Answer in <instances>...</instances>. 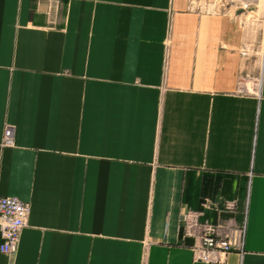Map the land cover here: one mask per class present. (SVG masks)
Returning a JSON list of instances; mask_svg holds the SVG:
<instances>
[{
  "label": "crops",
  "instance_id": "0c3cea01",
  "mask_svg": "<svg viewBox=\"0 0 264 264\" xmlns=\"http://www.w3.org/2000/svg\"><path fill=\"white\" fill-rule=\"evenodd\" d=\"M251 36L194 0H0V195L31 204L0 264H214L183 230L206 199L203 221L245 222L227 264H264V40L258 89L240 91Z\"/></svg>",
  "mask_w": 264,
  "mask_h": 264
},
{
  "label": "built area",
  "instance_id": "2783aa9c",
  "mask_svg": "<svg viewBox=\"0 0 264 264\" xmlns=\"http://www.w3.org/2000/svg\"><path fill=\"white\" fill-rule=\"evenodd\" d=\"M247 8L245 6H241ZM244 47L242 55H246ZM259 84V83H258ZM255 83L251 89L241 81L240 91L255 93L258 85ZM3 146L14 145V130L6 126L2 138ZM217 204L206 199L202 210L187 209L182 214L184 235L199 240L193 246L195 260L214 264H227V255L232 250L242 251L245 241V222L239 225L222 226L219 223H211L202 220L204 210ZM223 209L234 213L237 209V201L225 200ZM31 214V204L13 196L0 195V251L7 255L15 254L18 250L21 234L27 226Z\"/></svg>",
  "mask_w": 264,
  "mask_h": 264
},
{
  "label": "rangeland",
  "instance_id": "374dc122",
  "mask_svg": "<svg viewBox=\"0 0 264 264\" xmlns=\"http://www.w3.org/2000/svg\"><path fill=\"white\" fill-rule=\"evenodd\" d=\"M194 3L201 7L231 12L242 18L244 24L252 32V36L245 46L247 51L245 58L250 64L252 73L248 75L245 72L243 82L250 89L255 83L258 84L264 40V11L261 8L264 0H256L247 8L241 7L243 4L238 0H194Z\"/></svg>",
  "mask_w": 264,
  "mask_h": 264
},
{
  "label": "bare ground",
  "instance_id": "6f19581e",
  "mask_svg": "<svg viewBox=\"0 0 264 264\" xmlns=\"http://www.w3.org/2000/svg\"><path fill=\"white\" fill-rule=\"evenodd\" d=\"M238 1H240V2L243 4V6L247 7V6H249V4H251L254 0H238Z\"/></svg>",
  "mask_w": 264,
  "mask_h": 264
}]
</instances>
